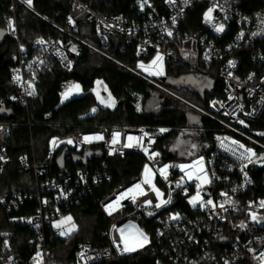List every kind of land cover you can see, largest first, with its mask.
Segmentation results:
<instances>
[{
    "label": "built area",
    "instance_id": "obj_1",
    "mask_svg": "<svg viewBox=\"0 0 264 264\" xmlns=\"http://www.w3.org/2000/svg\"><path fill=\"white\" fill-rule=\"evenodd\" d=\"M11 1L36 14L25 0ZM142 4L149 6L144 0L133 8L141 12ZM199 4L204 5L200 28L194 33L181 31L180 22ZM162 5L163 16L149 10L141 21H127L96 13L80 0H68L64 27L40 17L56 29L55 38H36L30 50L16 42L17 65L9 76L13 91L5 100H0V108L6 110L5 102L22 107L27 128L33 126L28 103L32 98L29 93H32L35 73L51 72L52 62L70 71L83 48L129 70L157 91L164 90L173 99H181L152 76L134 71L108 56L103 50L109 47L110 39L133 47L139 63H157L163 69L165 62H169L185 68L197 83L205 82L203 87L211 89L212 81L217 79L221 82L222 93V97L209 100L206 111L182 99L195 117H205L217 126L211 144L188 163H177L161 154L162 137L175 128L101 127L61 135L51 139L41 155H37L35 140L29 135L17 163L19 171L32 177V189L28 192L9 190L0 196V207L7 212L23 204L30 205L18 220L31 233L26 264H56L50 260V245L78 231L71 208L93 187L108 181L112 162L129 154L141 160L137 172L98 199L101 211L113 220L107 232L109 246L95 248L88 241L79 242L71 264H106L126 256L118 226L127 221L137 226L139 222L149 223L151 229L138 227L148 238L146 246L158 245L162 258L157 259L156 264H264V259L259 258L264 252V206H261L264 195L244 199L252 185V170L260 172L264 188V159H261L264 157V9L243 13L234 0H187V3L185 0H162ZM8 10L13 11L12 5ZM221 24L223 30L216 31ZM83 25L93 28L100 48L79 37L78 27ZM6 32L17 40L14 25L10 28L6 24ZM228 34L231 37L224 41ZM239 52L242 57L236 54ZM74 84L73 79L59 83L58 105L62 93ZM95 91L101 97L106 94L100 82H95L90 90L91 93ZM107 98L108 94L102 97L103 100ZM135 99L133 106L140 112V95L136 94ZM50 117V112L41 114V125ZM195 125L192 123L180 130L196 131ZM10 133V124L0 123V157L3 158L0 159V177L10 162L8 150L12 147L7 144ZM69 140L72 143H68ZM160 169H164L163 174ZM205 178L208 183H204ZM137 184L140 188L135 187ZM198 191L194 207L189 201L197 197ZM169 198L170 203H162ZM209 200L212 204L207 203ZM157 204L161 206L158 208ZM173 216L178 218L172 219ZM7 238L6 233L0 232V240L4 243L1 264H22L17 253L9 248Z\"/></svg>",
    "mask_w": 264,
    "mask_h": 264
},
{
    "label": "trees",
    "instance_id": "obj_2",
    "mask_svg": "<svg viewBox=\"0 0 264 264\" xmlns=\"http://www.w3.org/2000/svg\"><path fill=\"white\" fill-rule=\"evenodd\" d=\"M84 5L96 13L108 16L120 17L127 21H141L149 10L158 15H165L162 0H146L149 6H144L139 11L133 6L144 0H80ZM243 13H250L257 9H264V0H234ZM12 5L13 11L8 8ZM32 8L36 14L27 10L16 1L0 0V31L5 35L0 41V100L10 95L13 87L9 83V76L16 69L18 41L27 50L32 49V42L36 38L46 40L55 38L56 29L46 23L40 17L50 23L64 27V16L68 11V0H32ZM204 5H195L188 11L180 22L179 28L187 33H194L200 28L201 15ZM12 21L16 27L17 40L6 32V24ZM77 34L85 42L95 48H100V42L95 36L90 25L78 27ZM231 34L226 35L225 40ZM115 61L127 65L140 73L151 72L153 79L173 93L186 98L193 105L206 111L212 97H222L221 82L212 81V88L203 87L204 83H197L193 75L185 68L174 66L165 62L163 69L158 64L147 65L145 62H137L134 57V48L122 46L118 39H110L109 47L103 50ZM241 56L240 52L236 53ZM242 57V56H241ZM141 65L143 67H141ZM35 82L32 87V98L28 103V112L33 122L31 128L25 126V110L17 104L5 102L4 108L11 112V119L0 117V123H8L11 133L7 144L12 147L8 150L10 162L4 168L0 177V196L5 191L16 190L28 192L32 189V177L19 171L17 158L25 151L29 135L39 144L43 150L37 155L43 154L48 142L54 137L82 133L101 127H139L161 126L175 128L161 139L160 151L164 158L174 160V157L165 151L164 147L169 140L180 138L192 123L196 124L198 141L211 144L213 133L217 131L215 123L205 117H195L191 109L181 105L176 100H163L157 95V90L132 72L118 66L113 61L83 48L81 57L76 61L70 71L62 70L55 62L51 64V72L39 71L35 73ZM191 76L195 80L194 85L179 81L180 78ZM65 79H73L79 83L83 95L69 100L64 104L59 103V83ZM159 79L167 81L160 82ZM99 81L106 87L111 97L115 100L113 109L103 108L98 105L97 99L90 92L95 82ZM141 96V110L134 108L135 95ZM58 105V106H57ZM95 109V111H93ZM50 112L51 117L41 125V114ZM204 150V149H203ZM202 150V152H203ZM199 152L198 154H202ZM140 158L129 154L122 160L112 162L110 177L102 185L93 187L89 194L81 198L70 212L78 225L76 234L65 239H56L50 245V260L56 264H71L74 259L77 244L88 241L95 248L109 246L107 232L112 224V218L106 217L98 205V199L105 195L111 187L127 180L139 169ZM260 172L251 171L252 185L244 195V199H255L264 195V188L260 181ZM30 205L23 204L17 210L7 212L0 207V232L7 234L8 246L16 252L22 264H26L30 256L28 240L31 233L20 225V217L26 214ZM178 208V203H175ZM138 226L151 229L149 223L139 222ZM151 239L152 235H151ZM4 247L3 239L0 240V254ZM162 258L158 252V245L151 244L119 259L120 264H156L157 259ZM1 264V261H0ZM104 264V263H97Z\"/></svg>",
    "mask_w": 264,
    "mask_h": 264
},
{
    "label": "rangeland",
    "instance_id": "obj_3",
    "mask_svg": "<svg viewBox=\"0 0 264 264\" xmlns=\"http://www.w3.org/2000/svg\"><path fill=\"white\" fill-rule=\"evenodd\" d=\"M151 66V65H150ZM121 67V66H120ZM123 68V67H122ZM127 70V69H126ZM134 70V69H132ZM129 71V70H128ZM136 71V70H134ZM144 75L153 76L151 72H142ZM135 75V74H134ZM99 84V81H97ZM149 84V83H148ZM106 95L108 94V98L106 100H103L100 94L97 93V91L93 92L94 96L97 99V103L99 106L103 108H109L113 109L115 106V100L111 97L110 93L106 89ZM83 91L79 85V83L75 82V84L67 89L65 92L62 93L60 97V104H64L68 102L71 99L79 98L83 95ZM157 95L163 99V100H174L169 93H166L164 90H159L157 92ZM141 97V96H140ZM181 99L176 100L181 105H185V107L189 110L190 107L186 105L183 101L189 102L186 98H183L179 96ZM104 98V97H103ZM183 99V101H182ZM141 103V101H140ZM191 103V102H190ZM141 106V105H140ZM141 110V108H140ZM194 124V123H193ZM196 128L195 126H193ZM193 145L195 147H193ZM207 143L205 142H199L198 141V133L196 131L188 130L186 131L180 138H176L174 140L167 141L164 149L166 152L171 154L174 157V162L177 163H188L192 161L193 159L197 158L200 154L199 152H202L203 149H205ZM36 151L41 152L43 148L39 146V144L36 143L35 145ZM42 149V150H41ZM243 222L248 223L247 219H243ZM118 232L120 235V241L121 246L124 249L125 255H131L138 250L144 248L147 244V241L145 242L143 240V237L140 235L141 230L137 226V224L133 221H127L123 222L118 226ZM143 245V246H141Z\"/></svg>",
    "mask_w": 264,
    "mask_h": 264
},
{
    "label": "snow or ice",
    "instance_id": "obj_4",
    "mask_svg": "<svg viewBox=\"0 0 264 264\" xmlns=\"http://www.w3.org/2000/svg\"><path fill=\"white\" fill-rule=\"evenodd\" d=\"M25 2L28 4V6L29 7H31V5H32V0H25ZM185 2L187 3V0H185ZM141 7L143 8V4L141 5ZM209 11H211V9L209 10ZM206 17H207V14H206ZM173 22L175 23V18H173ZM9 26L11 27L12 26V21H9ZM223 25L221 24V25H219V26H217V28H216V31H222L223 30ZM0 35H2V34H0ZM169 35H171V32H169ZM241 35H243V34H241ZM253 35H255V34H253ZM39 43H43V41H38ZM158 59H161V57H158ZM233 62H230V64H232ZM141 67H143L142 65H141ZM33 93H29V95H32ZM3 109H0V111H2ZM93 111H95V109H93ZM241 123H243V121H241ZM161 131H164V130H161ZM99 138H101L102 139V137H99ZM88 139V137H85V140H87ZM68 143H72V141L71 140H69L68 141ZM193 147H195L194 145H193ZM241 147H243L242 145H241ZM247 152H252V150L251 149H247L246 150ZM155 155V154H154ZM241 158H243V156L241 157ZM0 159H3L2 157H0ZM261 159H264V157H261ZM249 160H250V158H249ZM250 162H251V160H250ZM165 167H167V166H165ZM179 167H181V168H184L185 166L184 165H180ZM145 169H146V171L148 170L147 169V165L145 166ZM243 170V169H242ZM160 171H161V173L163 174L164 173V169H160ZM189 178H191V175L189 174ZM145 183H147L148 181H144ZM209 181L205 178L204 179V183H208ZM180 185L179 184H177V187H179ZM135 187L136 188H140V184H137V185H135ZM198 187V189H199V185L197 186ZM129 192H131L132 191V189H129L128 190ZM157 195L159 196L160 195V193L159 192H157ZM223 195V194H222ZM199 197V191L197 192V197H193L189 202L190 203H192L193 204V206L195 207V202H196V200H197V198ZM226 202H230V201H226ZM148 203H151L150 201L148 202ZM162 203H170V198H169V200L168 201H163ZM208 204H212V201L211 200H209L208 202H207ZM161 205L160 204H157L156 205V207H160ZM261 206H264V201H261ZM109 207H111V205H109ZM149 215H151V213H149ZM178 218V216H173L172 217V219H177ZM68 220H70L71 218L69 217V218H67ZM253 219H256V217L255 216H253ZM243 226V225H242ZM64 233L62 232L61 233V235H63ZM140 235L143 237V240L146 242L147 241V236H145L143 233H140ZM141 246H143V245H141ZM259 258H261V259H264V252H262L261 254H260V257Z\"/></svg>",
    "mask_w": 264,
    "mask_h": 264
},
{
    "label": "water",
    "instance_id": "obj_5",
    "mask_svg": "<svg viewBox=\"0 0 264 264\" xmlns=\"http://www.w3.org/2000/svg\"><path fill=\"white\" fill-rule=\"evenodd\" d=\"M0 34H2V35H0V41H1V39L3 38V36L5 35V32H2V31H0ZM159 81L160 82H164V83H167V81H165V80H163V79H159ZM179 81H181V82H184L185 84H190V85H194L195 84V80H194V78H192L191 76H185V77H182V78H180V80ZM101 88H103V85L101 84ZM102 96L104 97V98H106V94H102ZM1 109V108H0ZM0 117H2V118H5V119H11V112L10 111H6V110H2V111H0ZM196 117H194L193 119H192V121L194 122V121H196ZM210 192V191H209ZM207 195L209 194L208 192L206 193ZM106 264H120V262L118 261V260H111V261H109L108 263H106Z\"/></svg>",
    "mask_w": 264,
    "mask_h": 264
}]
</instances>
